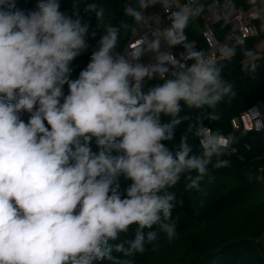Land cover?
<instances>
[{
	"label": "clouds",
	"instance_id": "9594fccd",
	"mask_svg": "<svg viewBox=\"0 0 264 264\" xmlns=\"http://www.w3.org/2000/svg\"><path fill=\"white\" fill-rule=\"evenodd\" d=\"M157 4L167 8L168 0H136L123 12L139 24ZM223 7L231 10L233 0ZM83 12L94 13L98 27L105 20L94 0ZM203 12L201 0H187L161 34L123 54L120 26L104 24L72 78L73 62L88 48L78 0L71 13L61 0H36L31 10L0 0V264H134L147 246L158 249L161 234L173 241V210L183 200L168 189L183 178L185 191L207 196L201 184L214 180L209 166H229L221 157L235 151L236 138L207 128L200 116L187 129L199 138V154L187 135L175 151L165 143L186 119L184 106L215 109L232 90L217 60L186 35ZM151 80L162 82L146 87ZM121 176L130 181L123 196ZM132 225L134 235L120 240Z\"/></svg>",
	"mask_w": 264,
	"mask_h": 264
},
{
	"label": "trees",
	"instance_id": "16d2710c",
	"mask_svg": "<svg viewBox=\"0 0 264 264\" xmlns=\"http://www.w3.org/2000/svg\"><path fill=\"white\" fill-rule=\"evenodd\" d=\"M210 1L212 0H202L201 3L205 6ZM219 1L223 7L224 0ZM78 2L81 15L89 24L88 51L73 62L72 78H76L88 63L91 50L103 35L104 24L111 22L120 26L118 51L122 54L132 36L139 30V24L133 18L126 17L123 12L126 3L134 5L136 0H94L106 10L105 20L99 27L94 13L83 12L85 5L92 0ZM15 4L17 8L31 10L34 9L36 0H15ZM233 4L232 9L246 8L247 0H233ZM61 10L71 13L72 0H61ZM149 10L151 8L146 12ZM190 25L191 21L185 30L189 41H195L197 50L206 52L208 48L202 34H195ZM212 28L220 40L225 38L226 23H218ZM257 41L247 40L234 48L231 58L217 61L222 66V78L232 85L231 92L224 96L215 109L207 106L203 109H189L184 106L180 115L186 119L177 126L174 140L165 142L170 150L175 151L181 137L187 135L193 153L199 154V140L188 133L187 129L200 116L207 128L212 131L220 130L225 135L232 134L236 138L231 146L235 151L230 150L229 154L221 157L230 161L229 166L219 169L209 166L214 180L209 182L206 177L201 184V189L207 192V196H202L195 190L185 191L183 178L175 187L168 189L176 193L177 200H183V205L173 210V218L179 217L177 236L172 242H168L161 234L158 249L153 252L151 246H147L148 251L131 258L134 264H264V132L234 130L231 125L232 120L240 118L251 106L264 103V59L256 57ZM176 49L183 48L178 46ZM249 51L251 56L246 55ZM253 64L256 65L254 71ZM159 82L162 81H147L145 86L150 87ZM209 112L217 114L219 119H208ZM167 121V117H162V122ZM117 182L123 196L130 181L121 176ZM135 228L136 225H132L127 234L122 233L120 240L131 238ZM104 264L108 262L105 261Z\"/></svg>",
	"mask_w": 264,
	"mask_h": 264
},
{
	"label": "built area",
	"instance_id": "2783aa9c",
	"mask_svg": "<svg viewBox=\"0 0 264 264\" xmlns=\"http://www.w3.org/2000/svg\"><path fill=\"white\" fill-rule=\"evenodd\" d=\"M186 2L187 0H168L167 8L161 4L152 7L151 10L145 13V19L139 23V30L128 42L125 52L130 50L137 41L151 39L154 33L161 34L170 25L168 18L170 12L175 11ZM199 15H202L206 26L202 33L208 48L204 52L205 56L214 58L217 61L225 59L226 56L221 52V49H234L247 40L257 39L256 57L264 59V0H247L246 8L239 7L228 11L223 9L219 0H212L204 6V12ZM221 22L226 23L227 26L226 36L223 40L218 38L212 28L213 25ZM87 51L88 48L85 52ZM172 51L179 57V54L184 50L174 48ZM231 125L234 130L264 132V103L259 102L251 106L240 118L232 120Z\"/></svg>",
	"mask_w": 264,
	"mask_h": 264
},
{
	"label": "crops",
	"instance_id": "0c3cea01",
	"mask_svg": "<svg viewBox=\"0 0 264 264\" xmlns=\"http://www.w3.org/2000/svg\"><path fill=\"white\" fill-rule=\"evenodd\" d=\"M247 7V6H246ZM245 8V7H243ZM191 21V28L193 30V32L195 34H202V32L206 29V26L204 24V20L202 15H199L198 17H196L194 20H190ZM197 29H202V31L200 33L197 32ZM143 62H148L145 59H143Z\"/></svg>",
	"mask_w": 264,
	"mask_h": 264
},
{
	"label": "rangeland",
	"instance_id": "374dc122",
	"mask_svg": "<svg viewBox=\"0 0 264 264\" xmlns=\"http://www.w3.org/2000/svg\"><path fill=\"white\" fill-rule=\"evenodd\" d=\"M201 31H202V29H197V32H198V33H200ZM92 50H93V49H92ZM92 50H91V51H92ZM144 59H145L146 61L149 62L150 57H145Z\"/></svg>",
	"mask_w": 264,
	"mask_h": 264
}]
</instances>
